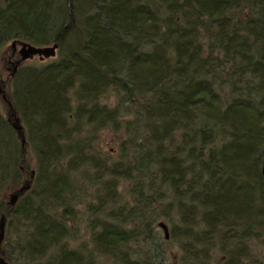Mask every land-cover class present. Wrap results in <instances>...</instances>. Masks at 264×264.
I'll return each instance as SVG.
<instances>
[{
    "label": "trees",
    "instance_id": "1",
    "mask_svg": "<svg viewBox=\"0 0 264 264\" xmlns=\"http://www.w3.org/2000/svg\"><path fill=\"white\" fill-rule=\"evenodd\" d=\"M12 42L58 48L4 84L6 262L171 264L162 217L177 264H264V0H5ZM103 130L116 154L94 145ZM82 181L90 249L68 244Z\"/></svg>",
    "mask_w": 264,
    "mask_h": 264
},
{
    "label": "rangeland",
    "instance_id": "2",
    "mask_svg": "<svg viewBox=\"0 0 264 264\" xmlns=\"http://www.w3.org/2000/svg\"><path fill=\"white\" fill-rule=\"evenodd\" d=\"M5 3V0H0V7H2ZM17 49L14 51L11 47V43H8L4 48L0 50V82L3 83V86L0 87V112L3 115H7V109H6V102L9 103L6 99L7 95V89L5 87V83L9 80V78L12 76L14 69L17 67L16 63L20 61V57L18 55V51L20 49V45L16 44ZM54 58L50 59H40L37 56L33 57L32 59H29L27 61H24L25 65H34V64H47L51 62ZM5 96V99L2 97ZM6 101V102H5ZM113 101V99H111ZM14 115V114H13ZM12 115V121L16 118ZM123 139V136L121 134H118L116 137V134H113L109 130H103L98 134V138L96 141H94V145L101 148V151L103 153L108 154H116L118 143L117 141ZM26 155L28 156V159L30 161L31 169L34 168V158L31 155L30 151H27ZM77 179L80 180V176H77ZM82 185L77 184L80 188L77 191L76 195V202H78V215L77 220L74 224H72V231L71 236L68 238V244L70 248H87L90 249V239H89V231L87 229V223H88V216L85 210V207L87 203L90 202V196L89 194L92 193V189L90 186L87 185L85 181H82ZM12 186H7L2 191L0 195V201H2L4 204H8L10 197L14 195ZM159 223H164L168 228V239L166 240L164 238V233L162 229L159 227ZM1 224V223H0ZM136 226V224H135ZM171 223L162 218L158 217L156 220H154L151 224V229L153 234L158 236L163 242H170L167 246V257L169 258L171 264H177L178 262V256H179V250L177 246L175 245L174 241H170V230H171ZM18 230L11 231L10 234V243H13L16 239V235L18 236ZM3 243V238L0 244ZM10 244L7 245L9 247ZM85 246V247H83ZM133 249L136 252L142 251V247H139L135 244H132ZM254 252L258 254L261 257H264V246L256 245L254 248ZM2 258V256H0ZM97 264H109V260L104 257H97L96 255ZM4 259V258H3ZM6 262V261H5ZM9 264L8 262H6ZM25 264V263H24Z\"/></svg>",
    "mask_w": 264,
    "mask_h": 264
},
{
    "label": "water",
    "instance_id": "3",
    "mask_svg": "<svg viewBox=\"0 0 264 264\" xmlns=\"http://www.w3.org/2000/svg\"><path fill=\"white\" fill-rule=\"evenodd\" d=\"M20 45V49L18 51V55L20 57V61L16 63L18 66L21 62L27 61L29 59H32L33 57H38L40 59H50L54 58L56 55V50L58 48L57 44H54L52 46H46V47H36L28 43H18ZM12 48H16V43L12 42L11 43ZM16 71V68L14 69L13 72ZM13 75V74H12ZM5 99V96L2 97ZM12 127L19 133L20 132V126L18 120L15 118L13 122H11ZM24 143V140L22 141ZM261 175L264 178V150L262 152V165H261ZM20 192H22V189H20ZM18 199V196L16 194L12 195L10 197L8 205L13 206ZM159 227L162 229L164 233V238L167 240L169 235H168V228L164 223H159ZM3 224H0V242L2 241L3 238ZM0 264H7L3 258H0Z\"/></svg>",
    "mask_w": 264,
    "mask_h": 264
},
{
    "label": "flooded vegetation",
    "instance_id": "4",
    "mask_svg": "<svg viewBox=\"0 0 264 264\" xmlns=\"http://www.w3.org/2000/svg\"><path fill=\"white\" fill-rule=\"evenodd\" d=\"M14 51H16V49H17V46H16V48L14 49V48H12Z\"/></svg>",
    "mask_w": 264,
    "mask_h": 264
}]
</instances>
